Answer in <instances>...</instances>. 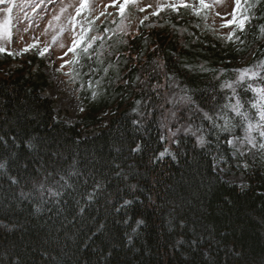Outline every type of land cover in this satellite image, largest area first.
<instances>
[{"label":"trees","instance_id":"1","mask_svg":"<svg viewBox=\"0 0 264 264\" xmlns=\"http://www.w3.org/2000/svg\"><path fill=\"white\" fill-rule=\"evenodd\" d=\"M182 5H164L129 34L116 31L128 12L88 17L89 35L105 36L104 63L79 47L70 52V76L87 103L73 125L58 120L54 102L41 95L47 80L31 72L44 65L34 48L0 52V162L7 169L0 171V264H264V155L247 159L243 189L216 169L221 158L243 163L230 134L214 133L218 143L204 146L192 134L212 127L203 113L221 112L222 85L234 81L241 60L264 64V0L240 3L227 44L207 31L204 13ZM92 80L100 81L98 91ZM181 94L192 103L168 102ZM166 148L175 159L159 157ZM41 166L55 179L76 172L72 187L41 202L30 182Z\"/></svg>","mask_w":264,"mask_h":264},{"label":"rangeland","instance_id":"2","mask_svg":"<svg viewBox=\"0 0 264 264\" xmlns=\"http://www.w3.org/2000/svg\"><path fill=\"white\" fill-rule=\"evenodd\" d=\"M14 3L15 6L9 2L0 3V22L7 19V13L4 9L7 7L13 9L11 13V37L7 35L0 37V46L15 53H20L25 48L35 49L44 65H34L31 72L35 77L44 75L47 80V85L42 89L41 95L54 102L53 108L58 120L73 125L78 121L87 106L85 97L80 94L81 87L77 88L71 79L69 63H65L71 58L68 49L72 46L75 35L79 34V26L76 27L75 33L73 32V24L70 23V18L76 16V9L80 7L81 0H14ZM177 3L190 5L195 13H204L207 31L219 41H222L223 44L229 42L233 23L232 14L236 7L235 0H205L208 7L204 10H202L199 0H129L127 4H124V0H115V3L114 0H88V11L91 14L88 15L87 12H82L76 19L80 24L87 26L89 16L90 18L100 16V21L107 17L113 18L117 9L120 12V5H124V12L128 13L124 18L122 27L123 32L129 34L134 33L138 24L143 20H147L145 17H148V15L162 9L164 5L175 6ZM62 8L66 10L61 14ZM141 9L144 10L141 11ZM56 16L60 18L57 20L55 19ZM108 33L110 34V32ZM224 46L226 45L222 47ZM45 48L48 51L41 56L40 52ZM61 65H64V67L61 68ZM243 68L253 69L258 73V76L255 79L245 78L244 81L237 83L239 73L235 70ZM233 75L235 79L231 82L232 88H224L228 92V97H225L223 103L220 104V108L222 109L224 105L235 104L236 100L239 99L243 105L241 111L249 113L250 117H254L253 122H255L258 116L255 115L256 110L251 107V104L257 99V93L253 92L249 85L252 88L264 87V71L260 68H252L249 61L241 60L235 66ZM95 81H91V88L98 91ZM174 111H176V108ZM166 112L168 117L174 118L171 115V109H167ZM221 114L229 117L237 125L229 133L228 141L232 140V143H228V145L243 158V163L235 162L231 165L221 158L216 162V169L226 181L245 189L248 185L249 164L247 159L254 160L256 155L261 157L262 154L264 155V151L258 147L252 148L243 139L246 125L241 117L233 113L230 108H224ZM217 123H222V121L217 120ZM207 129L204 130L200 126L194 128L195 137L203 135L211 145L218 143V140H212L211 136L219 132L213 127ZM96 131L97 129H91L85 135ZM253 135L258 137L257 133H253ZM233 137H239V139H233ZM170 139L172 140L174 137L170 135ZM163 152L165 155L162 158H173L169 148H166Z\"/></svg>","mask_w":264,"mask_h":264},{"label":"snow or ice","instance_id":"3","mask_svg":"<svg viewBox=\"0 0 264 264\" xmlns=\"http://www.w3.org/2000/svg\"><path fill=\"white\" fill-rule=\"evenodd\" d=\"M12 3L13 6H15L14 0H0V3ZM115 3V0H114ZM129 3V0H124V4ZM201 8H207L208 5L205 3V0H199ZM241 0H235V9L233 11V22H235V14L236 12L239 11ZM182 6L188 7V4H183ZM169 7H173V5H169ZM12 7H7L4 9V11L7 13V19L3 22H0V37H3L7 35L8 37H11V13H12ZM65 8L61 9V14L65 11ZM144 9H141L143 11ZM82 12H87L88 15H90V11H88V0H81L80 7L76 9V16L70 18V23L73 24V32L75 33V29L77 26H79V34L75 35L72 46L68 49L69 52L76 53L77 48H80V51L85 55L87 59H92L93 58V53H95V59L96 62L99 64H103V56H104V43H105V36L104 35H99V34H92L89 35V33L93 32V21H89L87 26L80 24V22L76 19V17H79ZM158 14V13H156ZM199 14V13H197ZM120 15L123 17L124 15V5H120ZM59 16H56L55 19H59ZM145 19H148V17H145ZM113 23H115L113 21ZM121 27H119L116 31L123 32L124 29L122 27L123 25V19L121 20ZM244 25V20L241 19L238 22V26L243 29ZM262 31H264V26L261 28ZM104 33L107 34L109 31H111L108 28H105ZM116 31H113V35L116 34ZM111 36H107L108 40H111ZM229 39H231V36H229ZM99 41V45L97 48H93V45L96 44V42ZM33 47L35 45H32ZM109 47H111L109 45ZM28 48H25L24 51H27ZM91 50V52H90ZM4 48H0V52H4ZM48 51L47 48H45L43 51L40 52V55L43 56L45 52ZM67 55V53H65ZM75 63H79V58L74 61ZM65 63H73V61H65ZM64 65H61V68H63ZM112 67L111 64L108 65V67H104L102 70L105 74L108 72V68ZM260 69L264 71V64H261ZM93 71H96V69H93ZM239 73L238 80L236 81L237 83H240L241 81H244L245 78L249 79H255L258 76V73L256 71H253L251 68H243V69H237L235 70ZM173 80L172 77H168L169 81V87L172 86L171 81ZM95 84L99 86L100 81H95ZM88 86L91 88L92 87V82L89 81ZM159 87H163L162 85ZM222 87H227V88H232V83L225 81ZM251 90L255 93H257V99L255 102L251 104V107L256 110L255 115L258 116V119H255V122H253L254 117H250L249 113L241 111L243 108V105L241 104L240 100L237 99L235 104H230V105H224L221 109V112L223 111V108H230L233 113H235L237 116L241 117L245 121V128H244V136L243 139L251 145L252 148H259L260 150L264 151V87H256L252 88L251 85H249ZM96 92L93 91L92 95L93 98L96 96ZM170 103L174 104H190L192 103V97L190 95H183L180 96L179 99L177 100L175 96L171 97L169 99ZM139 103V101L137 102ZM221 112H217L215 116L210 115L208 112H204L203 116L204 119L210 121L212 123V127L216 129L218 132H225V133H231L232 129L234 127H237L236 124L232 122V120L227 117L226 115H222ZM172 117H175L176 113L175 111L171 112ZM217 120L222 121V123H217ZM137 123H139L137 121ZM166 127V126H165ZM180 131L179 128L176 129L175 132H172L171 135L175 137L177 133ZM190 131V129H189ZM253 133H257V136H254ZM193 135H196V133H192ZM233 139H239V137H233ZM177 143L179 141H176ZM207 143L206 137L203 135L197 136V144L200 146H204ZM229 144L232 143V140L228 141ZM29 148L36 150V146L29 144ZM132 151H139V145H137L136 148L132 149ZM160 157L162 158L165 153L161 152ZM173 158L175 159V154L172 153ZM25 168L28 167L27 164L24 165ZM118 167V165H117ZM6 162H0V171L6 172ZM37 176L31 177V184L33 189L35 190V193L39 195L40 201L41 202H46V198H54V197H61L63 195L62 189L64 188H70L72 185L68 182L69 178L71 176L77 175L76 172H70L68 176L65 175H60L59 179L54 178V173L50 172L47 170L46 167L41 166V168L36 169ZM11 183L13 184H18L19 180L16 177H10ZM49 181H52L50 184ZM63 181V183H61ZM96 187H102V185L97 184ZM22 196H32L33 193L30 191L28 193H24L23 191L21 192ZM85 196L88 201H92L95 199V193L94 192H88L85 193ZM79 203V201H78ZM132 201H125V204H131ZM37 211H39V207H37ZM80 213L84 212V207L81 206L79 209ZM143 221H137V224H142ZM177 246L183 243L182 240H178Z\"/></svg>","mask_w":264,"mask_h":264}]
</instances>
